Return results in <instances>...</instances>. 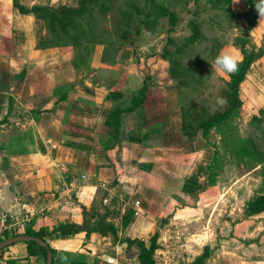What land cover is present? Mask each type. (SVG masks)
Segmentation results:
<instances>
[{
	"label": "crops",
	"instance_id": "obj_1",
	"mask_svg": "<svg viewBox=\"0 0 264 264\" xmlns=\"http://www.w3.org/2000/svg\"><path fill=\"white\" fill-rule=\"evenodd\" d=\"M43 4L66 3L0 0V221L25 218L21 228L13 225L0 238L84 223L74 234L45 237L57 253L55 264H69L74 256L84 264H138V251L126 239L148 245L154 234L155 259L165 255L169 250L158 243L167 231L157 223L195 219L223 198L209 176L219 154L208 136L213 130L204 138L187 135L186 103L171 95L176 86L168 70L155 86L148 76L125 73L118 64L130 57L126 48L111 64V47L99 42L89 44L85 61L72 45L44 44L45 21L31 11ZM143 85L144 102L124 111L130 103L121 102ZM116 108L124 111L118 130L109 125ZM262 195L251 198L245 217L222 226L215 241L209 238L189 258L180 251L182 263L207 246L210 254L202 264H264ZM135 199L141 202L138 215ZM182 247L177 250L189 249ZM0 264H44V259L28 253L27 241H18L0 249Z\"/></svg>",
	"mask_w": 264,
	"mask_h": 264
},
{
	"label": "rangeland",
	"instance_id": "obj_2",
	"mask_svg": "<svg viewBox=\"0 0 264 264\" xmlns=\"http://www.w3.org/2000/svg\"><path fill=\"white\" fill-rule=\"evenodd\" d=\"M63 1L70 6H79L78 0ZM102 1L106 5L105 9L101 13L99 6L95 7L92 12L93 19L90 21L94 25V31L88 37L95 36L94 40L101 41L102 43L98 44L103 49H107V46L109 50L111 47V64L115 61L119 49L126 48L130 57L127 54L126 59L122 60L124 62L118 64V67L125 73L132 70L133 77L143 79L148 76L151 86H155L160 80V72L165 75V70H168V62L163 58V52L182 47V52L175 50L174 56L187 70V77L185 84L174 79L176 88L171 95L175 96L176 102L192 103L191 108L202 119L210 118L214 113L224 112L228 106V103L221 106L219 101L221 98L227 101L225 94L229 74L212 69V61L222 50L234 54L240 60L242 55L239 36L244 32L248 21L254 20L248 30L246 48L258 52L259 56L252 62L239 85L241 106L232 110L224 120L215 122L209 129H212L213 133L208 134L219 149L218 157L212 165L215 171H210L209 176L212 174L211 180H217L216 184L221 186L218 191L223 192V198L216 205H206L195 219L182 220L179 225L166 223L161 226L157 223L158 227L167 231L158 246L169 251L165 255L157 254L156 259L154 251L156 264H167L164 257L168 258L169 264H173L169 262L171 259L176 262L180 260L177 264H184L179 257L180 251L184 253V259L189 258L194 255L193 251L202 249L203 243L209 238L215 241L220 228H228L238 218L245 217L253 208L251 198L264 192V24H259L254 2L248 8L245 0H239L236 4L231 0L232 12L225 10L226 6L222 4V7L212 6L209 0H157L173 13L174 18L170 24L168 16H159L150 28L145 25V20L152 18L146 15L150 0ZM130 1L138 5L139 12L136 8H131ZM45 5L48 4H43ZM117 7L132 12L128 26L123 23ZM248 9H251V18L245 19L244 15ZM190 20L199 24L201 35L195 42L184 45L193 31ZM89 44L86 48L83 47L80 54L76 51L75 56L79 58L84 55L85 61L92 51L88 50ZM74 49L76 50L75 47ZM93 52L92 54H96L95 48ZM106 59L108 60V56ZM132 81L136 82L134 79ZM131 98L128 97L121 103H130ZM196 135L201 136L199 129L194 137ZM218 135L220 138H217ZM197 244L200 247L194 248ZM181 245H184L182 249L189 246L187 252L177 250ZM244 246L242 249L245 250ZM134 247L138 251L136 244Z\"/></svg>",
	"mask_w": 264,
	"mask_h": 264
},
{
	"label": "trees",
	"instance_id": "obj_3",
	"mask_svg": "<svg viewBox=\"0 0 264 264\" xmlns=\"http://www.w3.org/2000/svg\"><path fill=\"white\" fill-rule=\"evenodd\" d=\"M211 1L212 6L222 7L225 10L232 12L230 7L231 0H209ZM79 6L74 7L68 4L58 5L56 7L52 6H33L31 11L35 13L38 17L42 18L45 21L48 37L44 44L51 45H72L76 48V51H79L78 54L82 52L83 47L86 48V45L89 43L101 41L94 40L95 36L88 37L94 31V25L92 22L93 11L96 6H99L100 11L103 12L105 9V3L102 0H78ZM151 4L149 10L147 11V17H152L150 20H145V25L147 27H152L157 21L159 16H168L169 23L173 21V13L162 3L157 0H150ZM248 8L252 6L253 0H245ZM131 8L139 12L140 9L133 1H130ZM23 11H27L24 8H21ZM118 12L121 15V19L126 26L129 25V19L131 18L132 12L129 9H124L122 7H117ZM245 19L251 18V9H248L247 14L244 15ZM253 19L249 20L248 23H253ZM192 28V34L189 35L184 42V45L188 43L195 42L200 37L199 24L195 20L189 21ZM95 35V34H93ZM240 41V50H241V59L239 61V70L235 73L229 74V82L226 91V99L228 106L224 112L214 113L210 118L202 119L201 116L195 113V110L191 108L192 103H186L183 106V129L186 131L187 135L195 136L196 131L199 129L200 135L204 138L210 128L213 127L215 122H220L224 120L234 109H238L241 106V100L239 98V85L248 73L252 62L256 57L259 56L258 52L253 49L248 50L246 44L248 43V37L239 36ZM175 50L182 52V47H176L174 50H166L163 52V58L168 62V75L171 79H177L181 83L185 84V78L187 77V70L184 69L183 64L180 60L175 58ZM82 57V56H81ZM198 78V77H196ZM199 80V78H198ZM148 86L143 85L139 93L131 98L130 105L126 107L124 111H132L139 104L143 103L145 100V94ZM121 108H116L113 110V113L110 114L111 122L109 125L115 130H118L120 125V116L124 112ZM194 111V113H193ZM186 118H190V121L187 123ZM261 206V205H260ZM86 216V210L84 211ZM85 228V224L77 225L74 223L61 224L55 226L51 231L48 232H32L26 230L25 234L31 235L34 237H39L45 242L44 246H38L34 241H28V253L40 255L44 259V264L46 261L47 250L49 249L52 254L51 264H55L56 251L51 248L48 243L45 241L46 236H53L56 238L65 237L68 234H74ZM109 229L113 230L111 226ZM6 237V236H5ZM2 238H0L1 240ZM128 246L137 245L138 247V264H156L154 259V251L157 248L156 244V234H154L149 239V244L146 245L145 241L142 239H126ZM210 250L207 246L204 247L202 253L194 258L193 261L186 264H202L204 259L208 257ZM81 257V255H79ZM74 256L72 261L69 264H84L83 262L75 259Z\"/></svg>",
	"mask_w": 264,
	"mask_h": 264
},
{
	"label": "clouds",
	"instance_id": "obj_4",
	"mask_svg": "<svg viewBox=\"0 0 264 264\" xmlns=\"http://www.w3.org/2000/svg\"><path fill=\"white\" fill-rule=\"evenodd\" d=\"M253 2L259 17V24H264V0H253ZM233 3H239V0H233ZM211 68L221 73L232 74L239 70V61L234 54L222 50L212 61ZM219 103L223 106L227 101L221 98Z\"/></svg>",
	"mask_w": 264,
	"mask_h": 264
},
{
	"label": "water",
	"instance_id": "obj_5",
	"mask_svg": "<svg viewBox=\"0 0 264 264\" xmlns=\"http://www.w3.org/2000/svg\"><path fill=\"white\" fill-rule=\"evenodd\" d=\"M252 26L251 23H248L247 26L244 29V32L242 33L243 37H248L249 35V28ZM18 241H34L37 243L38 246H44L45 242L40 239L39 237H34L31 235H26V234H20V235H16V236H12L3 240H0V249H2L3 247H6L12 243L18 242ZM52 262V254L51 251L48 249L47 250V255H46V261L45 264H51Z\"/></svg>",
	"mask_w": 264,
	"mask_h": 264
},
{
	"label": "built area",
	"instance_id": "obj_6",
	"mask_svg": "<svg viewBox=\"0 0 264 264\" xmlns=\"http://www.w3.org/2000/svg\"><path fill=\"white\" fill-rule=\"evenodd\" d=\"M141 202L139 199H135L133 202V213L134 215L139 214V206ZM25 221V218L18 219L17 217L14 219L13 222H6V219L3 217L0 221V235H2L7 229H10L11 226L15 225L16 227L21 228L22 223Z\"/></svg>",
	"mask_w": 264,
	"mask_h": 264
}]
</instances>
